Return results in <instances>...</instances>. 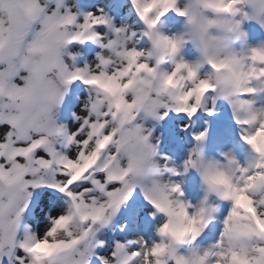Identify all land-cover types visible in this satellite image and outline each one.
<instances>
[{"label":"snow or ice","instance_id":"obj_1","mask_svg":"<svg viewBox=\"0 0 264 264\" xmlns=\"http://www.w3.org/2000/svg\"><path fill=\"white\" fill-rule=\"evenodd\" d=\"M129 2L147 49L126 47L136 31L114 27L102 9L0 0V264H264V109L243 99L264 81V47L208 58L213 75L201 78L199 65L178 58L185 41L157 31L169 12L191 23L192 10L178 0ZM197 11L203 29L240 39L236 18L264 21V0H198ZM101 27L113 38L105 42ZM85 42L115 58L69 66L65 50ZM165 61L171 72L159 71ZM76 83L87 96L66 106ZM210 92L228 103L248 152L245 163L230 154L206 162L207 132L194 133L183 162L185 174L201 178L203 197L193 204L166 178L181 172L169 157L156 159L158 142L143 121L169 113L192 120ZM140 197L157 221L155 239L140 234L143 208L133 207Z\"/></svg>","mask_w":264,"mask_h":264},{"label":"bare ground","instance_id":"obj_2","mask_svg":"<svg viewBox=\"0 0 264 264\" xmlns=\"http://www.w3.org/2000/svg\"><path fill=\"white\" fill-rule=\"evenodd\" d=\"M115 1H117V2L125 1L128 5L132 6L130 4L129 0H115ZM64 2L66 4V0H64ZM108 2H110V1L105 0V2H103V5H104L103 6L104 8L102 9L103 11H105V8H107V7H105V5H107V6L109 5ZM195 3H196V0H178V7H180L181 9H189L190 10ZM67 5L68 4H66V6ZM74 5H76L75 2H73V6ZM121 5H122L123 9L126 7V6H123V4H121ZM67 7L70 8L72 6L68 5ZM100 7H101V5H100ZM111 12H113V13L115 12L114 7H112ZM206 16H208V15H206ZM208 17L212 18L210 16H208ZM166 18H169V17H164L163 20L160 21L162 23V30H160V33L162 35L169 36V37L181 36L185 41V43L183 44V47L179 53V57H183L184 61L189 63V64L199 65L200 67H199L198 72H199V76L201 78H205V77H209V76L213 75L212 69L210 68V66L208 64H206L203 61L197 47L194 45V43L190 39L188 30H187V24L185 22H181V20L180 21H172V23H171L170 18H169L170 23H167V22H164V19H166ZM236 19L241 20V31L245 35L243 37H241L240 39H236L235 37H230V39L228 41H226L227 46L236 55H238L240 57H247L250 49H252V48L264 47V34H263V32L260 31V30H262V29H260L261 28L260 22L256 19L244 20L242 17H237ZM104 29H106V28H104ZM143 31H144V28H143L142 32ZM213 32H215V30H213ZM141 43H144L146 45L145 49H147L149 47L146 39H144L142 36H141ZM102 55H106L104 57H107V55H110V58H113V59L115 58L113 53L109 52L107 50H100L98 52V54L94 56V58H97V56H102ZM96 62L98 63L97 59H95V61H90V63L88 62L87 64H84V66L88 65L89 67L93 66V68H94L95 65L97 64ZM173 66L174 65H171L169 67L172 68ZM252 86L257 88L256 98H255V96H252L249 99H251L254 102L255 106L258 109H264V81H256L253 83ZM82 87H84V86L82 85ZM212 94L213 93L210 92L206 95V98H208V99H204V101H203L204 105L203 106L205 107L207 102H209V104H213L212 102L215 100V103H217L220 108H225V110L223 111L224 116L226 117V119L231 120V122L234 125L235 124L234 116H233V113H232L228 103L225 100H223L222 98H219V97L214 96ZM83 96L85 97V95H83ZM204 107H202L201 110L197 114H203V112L205 110ZM206 112L207 111H205V114H206ZM174 115L175 114L170 113L167 116V118L164 119L163 121H156L155 119H152V118H151V120L149 118L144 120V122L147 123V125L144 124L146 131H150L152 133L151 142L153 144H155V141L168 143L165 141L170 136L172 138V142L174 141V139L176 138L177 129H176V131H175V129L173 130V128H175V127H173V124L176 122L177 118L179 120V121H177L178 123L180 122V123H184L183 125H188V121H187L188 119L186 117L181 115V118H179L178 116H174ZM211 116H209V117H211ZM224 116H222V117H224ZM217 118L218 117H216V119ZM209 119H208V117H205L202 115L201 116L198 115L195 118L196 125L199 128H200L201 124L203 125V124H206V123L211 121L210 126L205 125L202 128L203 131H206L207 135H209L211 138V141H209V144L207 147L208 153L206 154L205 151H203V153H202L204 160L206 162L207 161H222L223 157L218 158L219 160L215 157V152H218V150H221L220 152H222L224 155L230 154L232 156H235L238 160H240L241 163H245L246 162V154L248 152L247 147H245V145L244 146L237 145L236 143H234L233 145L231 144V141L236 140V137L232 134L231 128L228 125H226L227 123L226 124H220V123L218 124V121H214V122L212 121L213 118H212V120L211 119L209 120ZM231 122H229V123H231ZM193 123H194V121H193ZM214 128H220V129H219V131L218 130L215 131ZM180 133H181L182 142H183L182 152H181V148H180V153H181V155L183 153L187 157L186 154L189 153L192 149L187 148L186 147L187 145L184 142L191 143V144H193V143H192L191 139L184 136V131L183 132L180 131ZM214 133L217 135H214ZM178 134H179V132H178ZM178 134H177V138H178ZM177 141H179V139H177ZM163 143H161L160 145H163ZM239 149L242 151V153L236 152V151H239ZM175 153L177 155L176 150H175ZM181 155H179V157H181ZM176 161L177 160L173 161L171 166L178 169V163ZM179 170H181V165H179ZM195 177H196V179H195V181H193V178H195ZM189 179L193 182V184H191L192 185L191 187H195L196 185L198 187H199V185L202 186L201 178H200V176H197L196 170H189L186 174L184 173V175L182 177L183 183L184 184H186V183L190 184L191 182ZM133 205H135V204H133ZM136 205H138V202H136ZM145 238L147 239V237H145Z\"/></svg>","mask_w":264,"mask_h":264},{"label":"rangeland","instance_id":"obj_3","mask_svg":"<svg viewBox=\"0 0 264 264\" xmlns=\"http://www.w3.org/2000/svg\"><path fill=\"white\" fill-rule=\"evenodd\" d=\"M109 1H110V2H108L109 5L108 6L105 5V7H107V8H105V11H103V12L106 16H108L112 20L113 26L125 28L129 33H131L132 31H136V33H137V36L135 38H132L130 41H128L126 43V47H128V48L138 47L140 49H145L146 45L144 43H141V36H142L141 34H142V30H143L144 26L138 20L135 12L133 10V7L128 5L125 1H122V2H117L115 0H109ZM73 2H75L76 5L73 6ZM103 2H105V0H66V4H68L69 6H72V7H70V9L72 11H74L75 13H87L90 11L96 12L98 9L104 8ZM121 4H123V6H126V7L123 9ZM100 5H101V7H100ZM112 7L115 8L114 13L111 12ZM204 14L208 15L210 17L213 16V14L211 12H205ZM175 15H176L175 12H170L165 17H169L171 23H172V21H180V20H181V22L186 23L187 19L185 17H179L177 15H176L177 16L176 17ZM163 18L161 19V21L163 20ZM169 18L164 19V22L170 23ZM262 19H264V18H262ZM260 27H261V24H260ZM260 29H262L260 31L263 32V34H264V27H261ZM160 30H162V23L161 22L159 23L158 28H157V31L160 32ZM98 31L105 34V42L107 41V39L113 38V33L109 29H104V27H101L98 29ZM147 44L149 45L148 41H147ZM100 50H105V49L100 48L98 44H95L92 42H85L84 44L76 43V44H72V45L68 46V48L65 50L66 55L64 56V59H65L66 63L69 64V66L74 65L75 67H81L82 68V67H84V64H87L88 62L90 63V61H95L96 58H94V56L97 55ZM107 51H109V50H107ZM109 52H111V51H109ZM69 53L75 56V60H72L69 58V55H67ZM102 56H106V55H102ZM106 58H110V55H107ZM171 65H173L171 63V61H165L160 66L159 71L160 72L161 71L162 72H165V71L170 72L174 67L173 66L172 68H170L169 66H171ZM91 68H93V66H91ZM77 95H79L81 98H84L83 95H85V97L87 96L86 90L84 89V87H82V85L80 83L73 84L70 87L69 93H68L67 98H66V106L71 105L72 103H75V98ZM212 95L218 97V94H216V93H213ZM253 96H255V98H256V94ZM251 97L252 96H245V97H243V99L244 98L249 99ZM204 99H208V98L205 97ZM204 109L205 110H204L203 114H196V116L193 117L192 120H187L188 126H189L187 128V130H184V126H185V125H183L184 123H180V122L178 123L177 122V121H179L177 118L176 122L173 124V127H175V128H173V130L175 129V131H176V129H177L176 138L174 139L173 142H172L171 136L165 141L168 143L158 142V149H157L158 155L156 157V159L161 164L164 163V161L161 159L162 156L169 157L170 159L168 161V166L170 168L172 167L171 165H172L173 161L177 160L176 161L178 163V169L177 170L179 172H181V175L177 176V177H171V176L166 175V178L171 179V180L175 181L176 183H179L182 186V189L185 193V197L187 199H189L193 204L198 203V201L203 197V190H202V186H200V185H199L200 188L197 185L195 187H191L192 186L191 184H193V182L190 179H189L191 182L190 184L189 183L184 184L182 181V177L184 175V173H183L184 172L183 162L188 158L189 153L186 154L187 157L183 153H182V155L180 153V148H181V152H182V148H183L182 136H181L180 131L181 132L184 131V136H186L187 138L192 140L193 144L184 142L187 145L186 147L189 149H193V147L196 145V142L192 138L193 134L194 133L198 134L200 132H203L202 128L205 125L210 126V123H211V121H210L206 124H203V125L201 124L200 128L197 127L195 118L198 115H200V116L202 115V116L208 117V119L210 118L211 120L213 118L212 121L213 122L218 121V124L219 123L220 124H226L227 123L226 125H228L231 128L232 134L236 137V140L231 141V144L233 145L234 143H236L237 145L244 146L242 141L240 140V129L238 128V126L236 124L233 125L231 120L226 119V117L224 116L223 111L225 110V108H220L217 103L209 104V102H207ZM207 110L213 111V115L211 116L212 118L205 114V111H207ZM174 116H178V115H174ZM222 116H224V117H222ZM178 117L181 118V115H179ZM184 117H186V116H184ZM216 117H218V118L216 119ZM149 119L151 120V118H149ZM193 121H194V123H193ZM229 122H231V123H229ZM143 124L147 125V123L144 121H143ZM219 129L220 128H214L215 131L216 130L219 131ZM178 132H179V134H178ZM177 134H178V138H177ZM214 135H217V134L214 133ZM177 139H179V141H177ZM209 141H211V138L209 135H206L205 141L200 146L201 147V153H203V151H205L206 154L208 153L207 147H208ZM161 143H163V145H160ZM155 144H157L156 141H155ZM175 150L177 151V155L175 153ZM220 151L221 150H218V152H215V157L217 159L224 156V154ZM236 152L242 153V151L240 149H239V151H236ZM179 155H181V157H179ZM179 165H181V170H179ZM197 176H200L198 172H197ZM195 179H196V177L193 178V181H195ZM136 202H138L139 206L136 205ZM133 204H135V205H133L134 208H143L142 216L144 217V219H143V222L141 224L140 234H142L144 237H147V238L152 237L153 239H155L154 225L157 223V221H153L148 216V213L151 211L150 206H148L143 201V199L141 197L138 198L135 202H133Z\"/></svg>","mask_w":264,"mask_h":264},{"label":"clouds","instance_id":"obj_4","mask_svg":"<svg viewBox=\"0 0 264 264\" xmlns=\"http://www.w3.org/2000/svg\"><path fill=\"white\" fill-rule=\"evenodd\" d=\"M197 6H198V0H196V3L191 8L192 16H193L191 23H189L188 20L186 21L187 30L190 39L197 47L200 56L204 62L207 63L208 58H215L217 60H227L232 55L233 51L227 46L226 41H228L230 37H235V36L219 28L203 29L202 28L203 20L199 12L197 11ZM248 9L249 11L251 10L250 5H248ZM260 24L261 27H264V21H260ZM213 30H215V32H213ZM177 37L182 38L181 36H177ZM182 47L183 44L180 47L179 53ZM179 53H178V57H179ZM179 58L181 60H184L183 57H179ZM231 75L232 73L228 69H225L221 73V78L224 82V86H226L230 81Z\"/></svg>","mask_w":264,"mask_h":264}]
</instances>
